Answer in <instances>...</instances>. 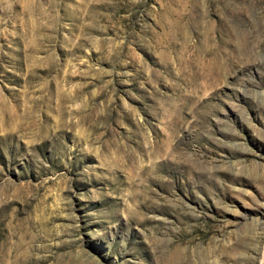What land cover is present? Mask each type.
Returning <instances> with one entry per match:
<instances>
[{
  "label": "rangeland",
  "instance_id": "1",
  "mask_svg": "<svg viewBox=\"0 0 264 264\" xmlns=\"http://www.w3.org/2000/svg\"><path fill=\"white\" fill-rule=\"evenodd\" d=\"M0 264H264V0H0Z\"/></svg>",
  "mask_w": 264,
  "mask_h": 264
}]
</instances>
